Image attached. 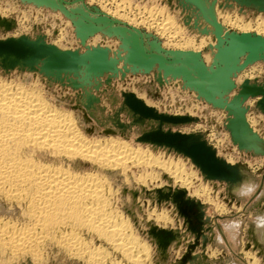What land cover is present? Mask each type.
Masks as SVG:
<instances>
[{
    "label": "rangeland",
    "instance_id": "1",
    "mask_svg": "<svg viewBox=\"0 0 264 264\" xmlns=\"http://www.w3.org/2000/svg\"><path fill=\"white\" fill-rule=\"evenodd\" d=\"M64 1L68 4L53 0L52 4L37 6L30 0H0L3 10L0 18L12 24L10 30L0 27V41L26 38L44 42L59 51L80 54L92 48H101L108 52L110 61H115L113 71L116 73L104 72L88 77L82 69L77 77L72 73L51 75L40 64L30 69L28 66L9 67L0 61V81L12 82L25 90L37 92L53 107L72 115L83 136L89 140L118 139L133 149L148 152L147 155L153 158H161L160 161L177 164L185 171V178L191 180L188 192L200 189L202 194L190 197L185 189L178 186L179 183H173L172 178L153 165L136 167L127 163V169L122 171L120 167H99L65 157L54 159V162L70 166L79 174H97L104 179V191L107 197L110 195L108 198L112 207L122 220L126 219L133 235L147 248L145 257L143 253L133 254L141 264H264V244L256 229L264 221V114L256 105L259 99L250 98L242 105L246 109L244 124L252 141L246 142L244 149L233 140L227 128V112L213 107L182 74L178 77L166 75L157 64L146 71L143 64L133 65L124 61L132 51L137 59L143 61L147 59L142 56V50L146 55L159 54L158 49L182 53L192 51L201 53L200 62L209 68L214 58L211 59L210 53H216V31L212 23L220 24L223 33H247L264 38V31L258 27L260 23L264 24V0ZM165 21L173 23L169 32L161 30ZM79 30L98 31L82 44ZM134 30L141 33L143 49ZM114 31H119L120 35H115ZM203 39H208L209 43L202 44ZM162 55L170 58L164 53ZM186 73L193 81H199L193 71L186 69ZM231 79L236 89L224 98L228 102L239 93L244 81L264 88V60L248 66ZM122 93H133L159 113L195 118L196 123L168 128L174 132L202 136L219 158L240 168L243 190L235 193L231 186L224 183L206 181L190 160L181 155L137 143L143 132L156 125H131V115L120 111ZM118 122L127 128H120ZM175 189L185 191L188 198L201 205L203 219L200 226L205 239L200 236L196 240L190 231L191 225L197 226L195 217L198 210L194 209L190 223H187L171 202H158L157 191L165 193ZM17 207L9 202L4 204L0 197V220L26 225L28 219L21 214L23 208L18 207L19 210ZM162 211L172 221L165 227L156 225L147 217L152 212ZM152 228L171 231L177 234L176 239L163 248L150 234ZM77 234L85 244L106 252L105 256L102 254L105 264L134 263L87 232L78 230ZM50 239L44 240L38 247V262L30 259L27 253L16 254V258L2 248L0 264H88L86 258L77 259L60 247L57 238L53 239L55 242Z\"/></svg>",
    "mask_w": 264,
    "mask_h": 264
},
{
    "label": "bare ground",
    "instance_id": "2",
    "mask_svg": "<svg viewBox=\"0 0 264 264\" xmlns=\"http://www.w3.org/2000/svg\"><path fill=\"white\" fill-rule=\"evenodd\" d=\"M0 13H3L1 8ZM165 22L161 30L169 32L173 23ZM260 24L259 29L264 31V24ZM202 41L204 45L209 43L208 39ZM210 56L212 59L214 52ZM36 93L12 82L0 81V197L4 204L9 202L23 208L21 214L28 219L27 223L24 221L26 225L0 220V249L9 251L14 257L27 253L30 259L38 262L40 244L46 239L57 238L60 247L77 259L86 258L88 264H105L103 257L106 252L79 239L77 232L83 230L131 263H140L133 254L143 253L145 257L147 248L133 235L126 219L122 220L112 207L110 195L107 197L104 191V179L97 174H79L70 166L56 164L54 159H80L99 167H120L122 171L127 169V163L136 167L153 165L172 178L173 183H179L178 186L186 192L191 189V180L185 178V171L177 164L153 158L147 155L148 152L133 149L126 142L112 138L103 141L85 138L72 115L53 107ZM240 128L241 142H252L247 127ZM243 187L239 181L231 185V190L240 193ZM200 191L188 193L190 197L199 196L202 194ZM147 217L162 227L172 222L163 211L152 212ZM256 229L264 244L263 220Z\"/></svg>",
    "mask_w": 264,
    "mask_h": 264
},
{
    "label": "water",
    "instance_id": "3",
    "mask_svg": "<svg viewBox=\"0 0 264 264\" xmlns=\"http://www.w3.org/2000/svg\"><path fill=\"white\" fill-rule=\"evenodd\" d=\"M52 1L30 0V2L37 6L52 4ZM58 1L68 4L64 0ZM75 1L82 3V0ZM257 3L259 6L261 5L259 1ZM212 26L216 31V53L209 68H206L200 62L201 53L192 51L182 53L158 49L159 54L146 55L142 50V56L147 61L137 59L135 52L132 51L129 52L128 57L124 61L133 65L143 64L146 71H150L157 64L160 69H164L166 75L178 77L182 74L189 85L197 89L213 107L227 112V128L233 140L241 148L246 149V146L241 142L240 135V127H246L244 124L246 109L242 108V105L250 98H257L259 101L256 105L264 114V88L250 84L249 81H244L239 93L231 102H228L224 98L236 89V85L231 79L236 73L246 69L257 61L264 60V38L247 33L241 35L229 32L223 33L221 25L217 22L212 23ZM0 27L10 30L12 24L0 18ZM98 30L86 32L79 30L82 44ZM134 32L140 38V46L143 49L141 33L137 30H134ZM114 34L120 35V32L114 31ZM163 53L169 55L170 58L164 57ZM0 61L9 67L28 66L30 69H34L35 66L40 64L42 65V69L51 75L72 73L77 77V73L82 69H84L88 77L104 72L116 73V71H113L115 61H110L108 59V52L101 48H92L86 53L80 54L76 51H59L54 46L46 45L44 42L30 41L26 38L0 41ZM186 69L196 73L199 81H193L186 73ZM121 97L123 101L120 111H126L131 115V125L138 126L145 123H154L156 125L155 127L152 125L151 130L143 132L137 138V143L167 149L169 152H174L189 159L206 181L220 182L231 186L241 180L240 168L219 158L216 151L207 144L202 136L174 132L168 128L196 123L197 120L195 118L159 113L153 107L146 105L144 101L140 100L133 93H122ZM118 126L120 128H127L119 122ZM164 127H167V129H164ZM156 194L158 195L159 203L161 201L171 202L176 207L179 215L187 220V223H190L194 209L198 210L197 217H195L197 226L191 225L190 231L196 236V240L200 236L205 239L202 234V227L200 226L202 225L200 220L203 219V212L200 211L201 205L199 203L188 198L186 192L180 189L168 190L165 193L164 191H157ZM150 234L160 242L163 248H166L177 236V234L171 231L156 230L155 228L150 230Z\"/></svg>",
    "mask_w": 264,
    "mask_h": 264
}]
</instances>
